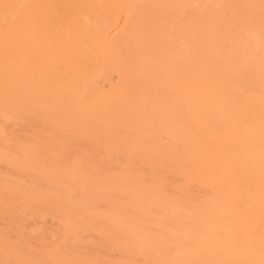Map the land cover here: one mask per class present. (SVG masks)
<instances>
[{"label": "bare ground", "instance_id": "6f19581e", "mask_svg": "<svg viewBox=\"0 0 264 264\" xmlns=\"http://www.w3.org/2000/svg\"><path fill=\"white\" fill-rule=\"evenodd\" d=\"M0 264H264V0H0Z\"/></svg>", "mask_w": 264, "mask_h": 264}]
</instances>
